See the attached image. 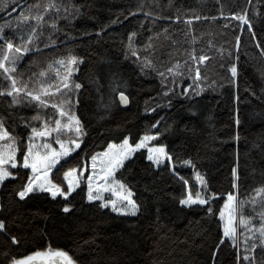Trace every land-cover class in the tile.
<instances>
[{
    "label": "trees",
    "instance_id": "trees-1",
    "mask_svg": "<svg viewBox=\"0 0 264 264\" xmlns=\"http://www.w3.org/2000/svg\"><path fill=\"white\" fill-rule=\"evenodd\" d=\"M142 2L145 11L180 19L146 18L138 11ZM31 3L34 0H19L20 5ZM63 3L73 12V5L79 6L80 14L70 26L64 20L59 21L62 31L53 35L57 45L37 53L30 71L47 68L49 62L69 52L84 58L74 74L83 85L75 97L79 104L74 110L87 134L82 138L80 149L66 158L70 165L86 170L91 155L104 151L108 143L119 144L126 136L129 143H134L146 133L160 131L162 134L151 140L149 146H166V151L173 153L179 176L172 174L171 166L150 165L142 148L116 173L118 179L132 188L133 198L141 205L136 216L101 209L98 201L88 202L83 182L68 197L72 208L64 213L65 200L59 196L53 199L48 194H37L17 203L15 191L26 182L21 179L23 174L30 172L18 163L10 171L19 172L20 176L5 181L7 187L0 186V207L4 209L0 211V218L7 221L9 230L21 240L18 248L11 246V251L23 256L60 248L68 251L79 264H212L213 246L222 235L218 212L225 197L233 193L238 199H247L255 195L254 188L264 185V56L260 55L264 48V0H252L251 4L248 0H157L159 7L152 0H63ZM10 5L12 0H0V24L15 23L20 8L12 11ZM129 11L136 14L129 16ZM243 11L253 23L252 32L247 25L226 18L230 13ZM60 14H65L63 8ZM197 15L200 19H191ZM117 18L119 22L112 23ZM164 28L178 41L173 46L163 36L155 40L157 46L164 45L165 53H171L170 57L164 56L167 66L177 61L183 65L193 50L196 55L203 52L210 58L208 65L205 64L207 67L201 70L208 80L198 82L202 89L199 95L193 91L195 84L188 78L186 68L178 84H168L176 93L193 85L189 88L193 99L174 96L172 107L161 97L160 77L151 71L141 75L131 60L124 59L130 32L139 33L135 46H141L150 35ZM48 31L51 29H45L40 41L47 42ZM12 34L13 29L5 27V35ZM237 36L240 37L238 50ZM29 59L26 55L18 68L26 69ZM232 64H236L238 75L229 83ZM168 79L171 81L172 77L169 75ZM212 80L217 82L214 87L209 86ZM0 83L7 86L10 82L0 77ZM119 91L129 96L126 108L118 101ZM149 108L155 111H148ZM37 111L46 117L34 105L18 107L19 115L5 121L9 131L26 142L30 128L25 127L19 116L30 120ZM0 113L7 116L4 98H0ZM157 120L160 123L153 128ZM31 123L39 125L38 121ZM17 155L20 156L19 152ZM177 156L191 158L195 167L176 163ZM64 163L62 159L50 176L54 174L56 181L66 188L62 171H56ZM233 167L239 174L235 189ZM66 169L67 165L63 170ZM194 172L206 179L211 190L209 195L217 194L212 202L215 217L207 216L202 206L186 208L178 203L182 195L189 191L194 194L197 190ZM180 177L189 181L187 188ZM6 241V235L0 233V252ZM235 251L231 246H224L216 256L218 264H235Z\"/></svg>",
    "mask_w": 264,
    "mask_h": 264
},
{
    "label": "snow or ice",
    "instance_id": "snow-or-ice-1",
    "mask_svg": "<svg viewBox=\"0 0 264 264\" xmlns=\"http://www.w3.org/2000/svg\"><path fill=\"white\" fill-rule=\"evenodd\" d=\"M251 2L252 0H248L249 4ZM152 3L159 7L157 0H152ZM10 6L12 11H16L17 7L20 8V11L15 23L8 21L5 24H0V70H2L0 71V77L10 82L7 86L0 83V98H4V103L7 106V116L0 113V141H4L0 144V186L7 187L5 181L9 179L16 180L20 176L19 172L10 171V168L16 169L19 163L20 167L30 170V172L26 171L23 174L21 179L26 180V182L22 183L20 188L15 191V196L18 197L17 203L31 199L37 194H48L53 199L59 196L65 200L62 211L68 213L72 208V205L67 202L68 197L79 187L80 176H83V171L80 172L79 176L76 175L79 166L70 165V161L66 158L76 149H80L83 142L82 137L87 134L81 119L74 110V106L79 104V99L75 97H78L79 90L83 86L78 82V78H74V73L79 71L84 58L69 52L66 56L49 62L47 68L38 72L30 71V69L35 64L37 53L41 52L43 48H54L57 45L58 41L53 38V35L55 32L62 31L59 21L64 20L70 26L72 21L80 14L79 6L73 5L74 12L69 11L63 0H34V3L23 5L19 4V0H12ZM62 8L64 15L60 14ZM144 9L145 4L142 2L138 5V11L143 12L146 18L153 16L154 19H180L179 16L161 17L157 13L145 11ZM135 14L132 11L128 12L129 16ZM221 15H224L222 11ZM229 15L240 21L241 24L247 25L248 31L252 32L253 23L246 11L241 14L230 13ZM191 19L198 20L200 17L197 15ZM118 22V18L112 21V23ZM188 22L190 23V19ZM224 26L227 27V24ZM5 27L13 29V34L5 35ZM46 28L51 29V31L47 33V42H42L40 37L45 35ZM103 30L101 29V31ZM138 34L135 30L128 34L124 59L131 60L136 65L139 74L148 75L151 71L160 77L161 97L166 99L168 107L173 106L172 99L174 96L184 97L188 100L193 99V96L189 95V88H192L193 85L182 88L180 93H176L174 88L168 87L169 83L178 84V78L185 75L184 68L187 69L188 78L192 79L193 84H195L193 89L195 95L200 94L202 89L198 82L201 79L208 80V76L202 75L201 71V65H204V62L210 59L208 55L203 52L196 55L195 50H193L189 53L188 60L184 61L183 65L177 61L171 66H167L164 56L170 57L171 53L163 51L164 45L162 43L159 46L155 43V40H158L161 36L165 40H170L173 46L178 43V41L171 38L167 28L150 35L147 42L141 46H135V38ZM65 35L68 34L65 33ZM96 35L99 36L100 33L97 32ZM252 35L255 38L254 32ZM193 41H195V38H193ZM239 41L240 37L237 36V50ZM121 43H124V41H121ZM257 47H260V45L258 44ZM26 55L30 56L27 68L19 69L18 65ZM260 55L264 56V48H261ZM161 68L164 70L161 71ZM52 71L55 72V79L48 75ZM230 72L232 79L229 80V83L238 75L236 64L231 65ZM26 75L27 79L24 78ZM169 75L172 77L171 81L168 79ZM216 83L215 80H212L209 86L214 87ZM220 87H223V85L221 84ZM119 100L121 104L127 105L129 96L124 91H119ZM33 105L36 109L51 107L55 111L51 115H46V119L39 127L31 123V121L42 119L39 111L31 116L30 120L27 117L19 116L25 127L30 128V133L27 135L26 142H24L23 138H18L9 131L5 121L8 117L19 115L16 112L18 107H33ZM160 106L158 103L157 107ZM147 110L155 111L152 108ZM189 111L192 110L189 109ZM192 114L195 115V112ZM236 122L238 124L239 120ZM159 123L160 121L157 120L152 124V127L156 128ZM169 128H171V125H169ZM53 133H55V142L60 146L59 149L54 148L48 142L42 144L35 142L36 138L49 137ZM161 134L160 131L153 134L146 133L138 142L134 143H129V138L126 136L119 144L110 142L105 151L91 155V167L94 171L93 174L87 176V200L90 202L100 200L99 207L101 209L110 207L114 213L136 216L141 205L133 198L132 188L126 182L118 179L116 173L125 166V161L130 159L137 150L147 147V160L150 165L159 167L167 161L165 167L171 166L172 174L179 176L173 163V153L166 151V146L158 144L157 146L148 147L147 145L148 141L156 139ZM41 148L44 151H40ZM62 159L65 160V163L56 171H62L64 181L67 182L66 188L62 187L61 182L56 181L54 174L50 176V173L53 172V169ZM175 162L195 167L191 158L183 159L177 156ZM66 165L67 169L63 170ZM97 168L99 170L95 171ZM231 175L233 177L232 187L234 189L238 188L236 180L239 179V174L236 167L232 168ZM196 178L203 185V188L196 190L194 194L189 191L186 195H182L178 203L186 208L197 205L202 206L207 216L215 217L217 214L213 210L212 202L213 197L217 194L215 192H212L211 195L208 194L211 190L203 175L197 173ZM180 179L187 188L189 181L183 177H180ZM105 191L110 192L115 199H104L100 193ZM253 191L255 195H250L247 199H238L235 194L229 193L223 207L219 209L218 220L220 223L218 227L222 235L217 237V242L213 246L212 264H218L216 256L224 246H231L236 250L235 264H264V185L254 188ZM256 197H259V199ZM249 204L252 206L251 212L245 215L244 208ZM3 210V207H0V211ZM257 218L258 222H255ZM241 227L242 230L238 231V228ZM0 233H4L7 237L4 250L0 252V256L3 257L0 259V264H34L37 260L42 261V264H79V261L70 255L68 251L60 248L54 250L49 248L47 251H33L28 255L17 256L11 251V246L18 248L21 240L9 230L8 223L3 218H0ZM241 236L244 238L243 254L239 251V238Z\"/></svg>",
    "mask_w": 264,
    "mask_h": 264
},
{
    "label": "rangeland",
    "instance_id": "rangeland-1",
    "mask_svg": "<svg viewBox=\"0 0 264 264\" xmlns=\"http://www.w3.org/2000/svg\"><path fill=\"white\" fill-rule=\"evenodd\" d=\"M226 18H229V19H233L232 18V16L231 15H226ZM234 20H236V19H234ZM237 23H241L240 21H238L237 20ZM205 64H207V61H205L204 62V65ZM204 65H201V70L202 69H205V66ZM208 65V64H207ZM0 71H2V70H0ZM75 74V73H74ZM48 75H50L51 77H52V79H55V72L54 71H52L51 73H49ZM201 81H203V79H201ZM200 82V81H199ZM35 103V102H34ZM41 111L42 112H44V113H46V115H51V114H53L54 113V109H52L51 107H49V108H46V109H43V108H41ZM42 116V115H41ZM44 119H46V117H42V119L40 120V121H38L39 122V125H38V127L39 126H41V124L43 123V121H44ZM54 137H55V133H53L52 134V136H49V137H44V138H36V143L37 144H42V143H44V142H48V143H51L52 144V146L54 147V148H56V149H59V144H57L56 142H55V139H54ZM83 138V137H82ZM151 141H148L147 142V145H148V147H153V146H149V143H150ZM2 143H4V141H0V144H2ZM107 149V148H106ZM105 149V150H106ZM142 149V148H141ZM145 150H146V152H147V155H148V151H147V147H145L144 148ZM78 149H76V151H77ZM104 150V151H105ZM40 151H44V149H40ZM75 151V152H76ZM103 152V151H102ZM74 153V152H73ZM73 153H71V155L73 154ZM98 153H101V152H98ZM70 155V156H71ZM167 163V161H165V162H163L160 166H163L164 164H166ZM58 165V164H57ZM56 165V166H57ZM159 166V167H160ZM185 166H189V165H185ZM156 167V166H155ZM9 168H10V166H9ZM11 169V168H10ZM55 169V168H54ZM53 169V170H54ZM99 169L97 168L95 171H98ZM81 171H83V176H80V184L83 182L85 185H86V192H87V176L88 175H91V174H93V169H92V167H91V159H89V161H88V164H87V167H86V170H78L77 169V173H76V175L77 176H79V174H80V172ZM196 174H197V172H194L193 173V182H194V185H195V187H196V189L197 190H200V189H202L203 188V185H201L200 183H199V181L197 180V178H196ZM50 175H51V173H50ZM65 183H66V186H67V182L65 181ZM78 188V187H77ZM76 188V189H77ZM75 189V190H76ZM95 194V193H94ZM87 195V194H86ZM100 195L104 198V199H108V198H112V199H115V197H112L111 196V193L110 192H101L100 193ZM51 197V196H50ZM257 199H259V197H256ZM227 199V196L225 197V199H224V202H225V200ZM88 201V200H87ZM96 201H98L99 203H101V201L100 200H96ZM88 202H90V201H88ZM91 202H94V201H91ZM224 202H223V204H224ZM223 204H222V207H223ZM251 205L249 204V205H246L245 206V208H244V213H245V215H247V214H249L250 212H251ZM109 209L111 210V208L109 207ZM246 210H248V211H246ZM118 214V213H117ZM255 222H258V218H257V221H255ZM242 230V227L241 228H238V231H241ZM243 236H241L240 238H239V241H240V249L239 250H242L243 251V248H244V245H243Z\"/></svg>",
    "mask_w": 264,
    "mask_h": 264
},
{
    "label": "water",
    "instance_id": "water-1",
    "mask_svg": "<svg viewBox=\"0 0 264 264\" xmlns=\"http://www.w3.org/2000/svg\"><path fill=\"white\" fill-rule=\"evenodd\" d=\"M118 101H119V103H120L119 95H118ZM120 105H121L123 108H126V107H127V105H123V104H121V103H120ZM34 264H42V261L37 260V261L34 262Z\"/></svg>",
    "mask_w": 264,
    "mask_h": 264
}]
</instances>
